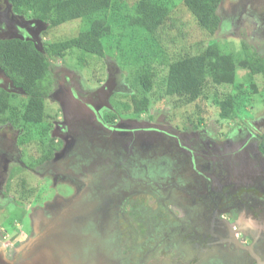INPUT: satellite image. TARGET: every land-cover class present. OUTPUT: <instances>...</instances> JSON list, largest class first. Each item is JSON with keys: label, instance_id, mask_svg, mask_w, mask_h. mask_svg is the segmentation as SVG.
Here are the masks:
<instances>
[{"label": "flooded vegetation", "instance_id": "obj_1", "mask_svg": "<svg viewBox=\"0 0 264 264\" xmlns=\"http://www.w3.org/2000/svg\"><path fill=\"white\" fill-rule=\"evenodd\" d=\"M217 14L215 32L246 23L260 43L255 50L264 55V0H222ZM38 22L0 0V40L28 33L34 40H24L41 49L37 37L45 27ZM50 63L52 88L41 96L55 103V111L34 126L39 136L47 131L46 143L52 144L47 150L44 143L41 153L37 145V157L27 160L18 141L33 124L23 123L14 108L19 111L29 94L0 66V108L4 97L9 100L0 113V208H22L11 235L0 216V264H264V153L259 148L264 115L254 117L251 106L224 137L189 123L171 124L153 108L146 117L123 116L115 100L134 91L123 77L112 75L114 70L107 68L90 89L76 71L60 65L55 72ZM8 80L18 90H10ZM13 96L19 104H12ZM16 122L22 125L14 127ZM49 151L51 157H44ZM10 172L23 174L17 182L21 189L31 185L26 175L48 174L50 180L42 184L48 191L40 187L41 193H33L35 203L32 188L16 191L14 200ZM150 185L173 190L161 198L168 204L165 212L157 218L150 214L152 221L135 209L128 215L127 207L133 208L131 201L143 189L150 187L148 194L157 198ZM130 231L134 237L123 252V236ZM147 232L151 239L139 241Z\"/></svg>", "mask_w": 264, "mask_h": 264}, {"label": "trees", "instance_id": "obj_2", "mask_svg": "<svg viewBox=\"0 0 264 264\" xmlns=\"http://www.w3.org/2000/svg\"><path fill=\"white\" fill-rule=\"evenodd\" d=\"M7 1L15 11L30 13L29 17L39 19L45 29L76 19L89 22L88 28L75 36L46 41L41 49L31 41L20 38L0 40L1 68L14 85L29 94L20 113L23 123L42 124L45 119L41 93L46 92L47 85L50 84V59L63 57L72 49L103 56L105 42L111 39L117 45L114 46L118 47L123 36L125 48L119 49V56L124 59L125 67L133 73L134 83L131 87L136 88L135 92L126 96L131 109L129 112H147L154 105L153 101L162 97L170 98L172 109L186 108L197 101L210 99L219 119L235 120L241 116L240 109L245 111L247 100L251 102L253 96L264 92V55L243 42L238 51L226 49L228 39L213 37L193 53L191 49H187L188 51L168 62L166 72L164 71L160 80L162 94H154V79L158 74L151 65V60L165 56L154 38L169 18L173 3L180 2L184 5L208 35H215L219 25L217 8L222 0H133V3L125 4L124 7L118 3L119 0ZM120 7L126 9L124 14L118 13ZM100 13L104 14V18L90 20ZM110 21L115 22L114 25L122 31L118 36L112 31ZM238 75L241 77L240 82L236 81ZM223 85L230 86L231 89L224 92L220 89ZM7 99L4 97L0 113L4 111L5 103H9ZM207 108L206 105L196 104L187 114L188 117H196L187 118L186 122L193 128L206 126L203 117ZM227 130L228 124L218 135L223 136ZM259 148L264 153V134ZM51 155L52 152L49 151L44 157Z\"/></svg>", "mask_w": 264, "mask_h": 264}, {"label": "rangeland", "instance_id": "obj_3", "mask_svg": "<svg viewBox=\"0 0 264 264\" xmlns=\"http://www.w3.org/2000/svg\"><path fill=\"white\" fill-rule=\"evenodd\" d=\"M118 3L122 4V6L124 7V5H130L131 3H133V0H119ZM126 9L123 8H119L118 13L124 14ZM226 11V10H225ZM231 12V11H229ZM26 15H30V13H27ZM98 18H104V14L100 13L97 14L96 16H94L93 18H90V20L92 19H98ZM246 20H250V18H244L243 21ZM110 24L112 25V31H114V34H116V36H118L119 33H121L122 31H119V27L115 22L113 23V21H110ZM247 24L244 23L243 25H240V27L235 28L234 27H230L228 28V30L225 29H220V31L215 32V35H208L207 32L202 29L199 24L197 23V21L195 20V18L192 16V14L188 11V9L182 5L180 2H175L173 3V6L171 7V12L169 14V18L167 19V21L165 22L163 29L160 31H158L159 33H157L156 37L154 38V41L156 43L157 46L161 47V50L164 51L165 56L160 58H156L155 60H151L152 63L151 65H153L155 72L158 74V76L154 79L155 81V85L153 86V91L155 95H160L162 94V90H163V86L160 83L161 80V76L164 74V71L166 72V64L170 61H172V59L174 60V58L176 56L181 55L184 51H188L187 49H191L192 53L195 51V49H198L200 46H204L206 45V43L208 41H210L213 37L215 38H221V39H228L229 40V44L227 45L226 49H230V50H235L238 51L240 49V43H246L249 46H252L253 48L256 49H260L259 47V42L252 39V35L251 33H249V29L248 26H246ZM89 26V22L87 20V22L83 19H76V20H72V21H68L65 22L57 27H53L50 29H44L43 33L38 36L37 38H39L43 43L46 41H53L55 39H62L65 37H72L75 36L79 31L81 30H85L86 28H88ZM116 27H118L116 29ZM235 29H239V30H235ZM264 30V29H263ZM250 34V35H249ZM120 37V36H119ZM124 37V36H123ZM123 37L121 38L122 40L119 41L118 43V47H115L114 45H116L111 39L108 40V42H105L104 45V49H103V56H98V55H94V54H90L87 52H83L82 50L79 49H72L69 52H67V54H65L63 57L60 58H53L50 59L53 63V67L52 70L57 72V69L59 68L60 65L66 66L67 68H70L74 71H76L81 79H82V84L83 86H87V88L92 86H95L97 84V81H102L104 79V77L106 76L107 73V68L110 72H112L113 70L115 72H112V75L116 76L117 79L123 77V79L129 83V85L134 83V77H132L133 73L129 71V69L127 67H125L124 63H123V58H121L119 56V49L122 48L124 50L125 45L123 42ZM117 46V45H116ZM146 49V48H145ZM151 48H149L150 50ZM147 50V49H146ZM145 53V52H144ZM151 53V52H150ZM152 54V53H151ZM126 63V61H125ZM129 64H126V66ZM240 75V73H239ZM238 75V82H240L241 77H239ZM241 76V75H240ZM52 80L49 81V85H47V90L46 92H43V94H47L48 92H50L51 88H52ZM260 83V82H258ZM136 85V84H135ZM260 86V85H259ZM258 86V89H259ZM131 89L135 92L136 88L131 87ZM221 90H223L224 92L229 91L231 89L230 86L227 85H223L220 87ZM264 91V89H263ZM47 96L43 98L44 100V112H45V118L47 117L48 114H51L53 111H55V103H53V101H49L47 100ZM248 98V97H247ZM264 98V92H262V94H257L255 96L252 97V100L250 102V100L246 101V108L245 111H242V109H240L239 114L240 115H244V113H249L248 111L250 110L249 108H251V106H254L253 109V114L254 117H262L264 115V105L260 104V102L263 100ZM24 100V99H23ZM154 100V99H153ZM170 98L168 97H162L160 98V100L158 99L157 101H153V106L151 105L149 107V110L151 108H153V110L160 113H164L166 115V117L169 119V122L171 124H175L179 125L181 127L182 123H187L186 119L190 118V117H196L195 116H189L188 117V113H190L192 111V109L194 107H196V104L200 106L206 105L207 108V113L204 115L203 119H204V124L206 126H204L206 129L208 130H212L210 132H215V134L218 136V134L223 131V127L228 124L231 125L233 121L235 120H226L223 121L221 119L218 118L217 113H216V109L212 107L211 105V100L208 99V101H197L193 106H189L186 108H182V109H172V105L169 102ZM12 104H19L20 102L18 101L17 96H13L11 98ZM21 101V98H20ZM25 101V100H24ZM128 99L125 96L124 97H119V100H115L116 102V106L119 108L121 105L123 106V110L121 111L123 116L127 115L129 111H131L130 105H128ZM20 108H19V112L18 110H16V108H14L15 113H17V117L20 116V113L23 109L22 104H20ZM111 107V106H110ZM117 108V109H118ZM205 108V107H204ZM148 110L147 112H143L140 114L141 117H146L148 114ZM14 113V114H15ZM260 119V118H259ZM19 125H22L21 123H14V127H19ZM219 126V127H218ZM31 130V131H29ZM28 133H25L23 135V137L21 138V142L18 141L19 146L22 149V152H24L23 158L25 160L28 159V155H32L34 157H37V155H35L34 153L35 151V147L38 145V148L40 149L39 152L41 153L43 151V146H49L52 144L51 139L49 140V143L47 145V140H48V132L46 131L42 136L38 135V130L36 131V126L34 125H30L27 130ZM44 132V131H43ZM228 132V131H226ZM24 133V132H23ZM227 133H225L222 137H224ZM230 136V135H229ZM230 139L232 140V136L230 137ZM39 141V142H38ZM41 141V142H40ZM45 143V144H44ZM15 149V148H14ZM49 148L47 147V150ZM245 148H243L244 150ZM24 150V151H23ZM46 150V151H47ZM235 152H243V150L241 149H234ZM47 154V153H45ZM41 155V154H40ZM39 155V156H40ZM33 158V157H31ZM41 159V156L38 157V159ZM37 160V158L35 159ZM237 162V161H236ZM238 163V162H237ZM173 170V169H172ZM183 171V169H182ZM20 172H22V170H20ZM10 183H9V187L10 189L12 188L14 191V194L11 193V196H13L14 200H17V194L15 193L16 191H18V193H26L28 191L29 188H32L31 190L29 189L30 193V201L33 200V203H35V194L37 191H39V193L42 192V189L40 187L46 186L42 184H47L48 181L50 180V175L48 174H43L44 178H39L37 176L28 174L26 175L29 179L30 182V186L26 183V186L22 187V189L19 187L20 185L17 184V182H20V176H22L23 174L20 173H14V172H10ZM12 180V181H11ZM18 180V181H17ZM37 182H41L37 183ZM14 184V186H13ZM17 184V185H16ZM18 186V187H17ZM153 189H154V194L157 195V198L154 199L153 197H155V195H153V197H151V195L148 194V190H150L148 187L143 189V191L141 192L140 195H138L134 200L131 201L130 205L133 207L130 209V206H128L127 208L129 209L127 211V213H129L128 215H135V211L136 210V214L137 215H142L144 216L145 220L149 219V221L151 220V216L154 218L159 217L157 215V213L159 214H163L164 211V207L163 206H168V204H163L164 199H161L162 196L163 197H169V192L173 191L170 189H159L156 187H153L152 185H150ZM38 188V189H37ZM43 191L45 190V193L48 191L47 189H45V187H43ZM33 191V192H32ZM10 194V192L8 193ZM38 194V192H37ZM28 195V194H27ZM39 196V195H38ZM29 197V196H27ZM26 197V198H27ZM163 204V205H162ZM151 211H150V208ZM158 205V207H157ZM153 206V207H152ZM8 211L5 209L3 210V208H0V211L2 210L0 216L3 220L2 223L4 227L8 228L7 232L9 235H11V233H13V227L11 225V223L14 221H17L18 219H20V214L19 211L22 209L20 207V205H16V207H7ZM137 208V209H136ZM160 208V210H159ZM133 209V211H132ZM148 209V210H147ZM158 209V211H157ZM7 212L9 213L7 216ZM22 214V213H21ZM151 214V216H150ZM135 220V219H132ZM23 223L24 226L26 225V228L28 227V223H29V219L27 217L23 218ZM133 227L132 230L134 229V225L136 222H133ZM138 226L140 224H142L143 222H137ZM142 226L144 227V225L142 224ZM126 231V230H125ZM136 231V230H135ZM145 233V234H140V236L137 233V236H139V241L140 240H145L148 241L151 239V237ZM133 235L131 233V231L127 234H125L123 236V249H121L123 252H125V250H128V248L131 246V244H128V241H132L133 240ZM138 239V238H137ZM133 244V243H132ZM122 254V253H121ZM120 254V255H121Z\"/></svg>", "mask_w": 264, "mask_h": 264}, {"label": "water", "instance_id": "obj_4", "mask_svg": "<svg viewBox=\"0 0 264 264\" xmlns=\"http://www.w3.org/2000/svg\"><path fill=\"white\" fill-rule=\"evenodd\" d=\"M32 21V22H31ZM36 23L37 21H35V20H30V21H28V23ZM38 23H40L41 25H42V27H44L45 25L42 23V22H38ZM27 35H28V37L27 36H22V35H17L16 37H18V38H20V39H33L34 40V37L31 35V34H28L27 33ZM38 48V47H37ZM39 49V48H38ZM7 83H8V85L9 86H11V89L10 90H18V89H16V87L12 84V82H11V80H8L7 81Z\"/></svg>", "mask_w": 264, "mask_h": 264}]
</instances>
